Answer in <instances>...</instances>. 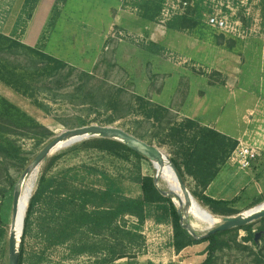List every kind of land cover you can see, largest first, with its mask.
Segmentation results:
<instances>
[{
  "label": "rangeland",
  "instance_id": "obj_1",
  "mask_svg": "<svg viewBox=\"0 0 264 264\" xmlns=\"http://www.w3.org/2000/svg\"><path fill=\"white\" fill-rule=\"evenodd\" d=\"M58 2L39 0L34 19L27 23L22 33L18 26L15 36L30 46L46 40V53L75 67L78 72L91 73L98 82L105 81L114 89H123L126 100L137 95L166 108L172 126L195 121L200 127L227 133L229 137L224 136L236 143L232 152L239 145H245L257 153L251 169L243 171L230 162L231 152L224 164L218 166L215 182L205 189L185 174L184 183L193 198L187 209V220L197 235H204L208 230L194 221L195 210L206 220L209 216L215 219L216 225L212 228L227 217L213 214L198 199L201 195L227 201L228 208L236 213L228 217L257 211L264 206V199L261 200L264 194V0H166L156 22L139 16L134 7L139 0H67L46 34L52 9ZM22 3L23 0H0V31L3 34H13ZM194 7L201 23L197 30L170 31L165 27L167 20ZM210 19L223 21L225 28L210 26ZM0 96L44 126L52 134L51 140L69 130L92 125L111 126L132 136L141 135L143 142L158 148L168 159L174 157L175 147L170 142L163 144L165 134L160 133V124L148 123L140 114H129L107 124L110 110L92 112L88 107L61 100L55 104L44 102L48 105L45 112L2 84ZM39 100L44 99L41 96ZM80 143L53 151L44 162L46 164L42 163L23 184L17 226V231L23 234L18 249V255L23 251V264H37L39 259H43L41 264H99L104 257L100 254L94 257L75 255L80 237L46 250L48 238L43 230L60 219L55 199L50 198L49 190H44L48 181H67L77 188L102 190L113 184L125 196L138 198L141 190L137 178L140 175L155 177L160 168L156 162L122 160L106 152L74 147ZM19 144L26 157L43 148L35 149L33 142L27 140ZM224 167L228 169L221 173ZM23 172L9 168L0 180V190L5 191L4 197H0V220L8 228L12 222L14 189ZM230 179L234 182L226 184ZM159 184L182 197L174 174L165 162L161 164ZM231 190L234 193L230 197ZM219 192H223V199L218 198ZM154 216V211L150 210L141 229L145 246L136 264H201L207 258V243L187 247L179 256L174 250V255L170 222L158 224ZM250 225L255 235L257 229L264 227V220ZM246 236L244 230L221 236L219 241L224 246L215 254V264H255L253 254L264 248V238L258 240L256 246L253 241H245ZM2 264H8V259ZM114 264H127V261Z\"/></svg>",
  "mask_w": 264,
  "mask_h": 264
},
{
  "label": "trees",
  "instance_id": "obj_2",
  "mask_svg": "<svg viewBox=\"0 0 264 264\" xmlns=\"http://www.w3.org/2000/svg\"><path fill=\"white\" fill-rule=\"evenodd\" d=\"M58 1L52 9L46 34L54 26L55 19L67 2ZM139 2L134 5L139 16L146 21L156 22L166 0ZM38 3L39 0H23L13 34L5 35L0 31V84L30 100L38 109L45 112L48 105L44 102L55 104L66 100L77 106L88 107L91 111L110 110L112 113L107 124H112L129 114H140L148 123L157 122L160 124V133L165 134L163 144L170 142L171 146L175 147L174 157L169 160L182 181L184 182V176L187 174L193 177L202 189L209 186L219 172L218 166L224 164L236 143L213 129L200 127L195 121L188 120L172 126L166 108L137 95L126 100L123 89H114L106 85L105 81L98 82L91 73L78 72L75 67L46 53V40L36 46L24 44L15 36L16 30L21 26L20 32H23L27 23L31 21ZM198 16L195 7L188 8L183 15H175L167 20L165 27L170 31L197 30L201 24ZM41 96L45 101L39 100ZM84 124L82 122L83 126ZM51 137L52 134L44 126L0 96V180L9 168H17L19 173L24 171L39 152L26 157L19 142L32 141L34 148L37 149L44 147L45 142H49ZM135 137L144 140L141 135ZM74 147L106 152L122 160L133 158L139 162L148 161L112 139L91 138ZM52 161L47 166H50ZM45 168L46 165L43 167V173ZM136 182L141 190L138 198L125 196L113 184L102 190L77 188L67 181H48L44 190H49L50 198L55 199L56 214L60 215V219L55 225H47L43 230L44 236L48 238L46 250L80 237L81 242L74 251L75 255L89 254L94 257L100 254L104 257L100 259L99 264H114L120 260H126L127 264H136V258L145 246L141 229L150 216V210L155 213L156 223L170 222L173 229L172 247L176 253L190 246L207 243L208 255L201 264H215L214 256L224 246V243L219 241L223 235L244 230L247 232L245 241L254 240L251 225L216 233L201 241L194 240L181 227L177 207L170 198L162 196L157 190L154 177L140 175ZM13 185L14 183L11 184ZM23 188L22 185L21 190ZM160 188L166 191L162 186ZM4 193V190H0L1 198L4 197ZM36 199L38 198H34ZM198 199L213 214L227 217L236 214L228 208L227 201H215L204 195ZM34 200L28 201L26 205L23 226L29 202L33 205ZM207 221L212 227L216 225L212 218L208 217ZM8 233V226L0 220V264L7 259ZM20 235L22 237L23 234L17 231L18 239L21 238ZM253 257L255 264H264V248L260 249L258 254H253ZM42 262L43 259H39L37 264ZM18 264H23L22 250Z\"/></svg>",
  "mask_w": 264,
  "mask_h": 264
},
{
  "label": "water",
  "instance_id": "obj_3",
  "mask_svg": "<svg viewBox=\"0 0 264 264\" xmlns=\"http://www.w3.org/2000/svg\"><path fill=\"white\" fill-rule=\"evenodd\" d=\"M91 138L112 139V140H115V141H118L124 144L125 146L132 149L136 153L145 157L150 162H153V163L157 162L160 165L162 164V162L167 163L172 173L174 174V177L180 187L179 190L181 192L182 197H179L173 194L172 191L170 190L163 191L160 188L159 181L161 179V174H160V171L158 170L156 171V175L154 177V184L162 196L170 198L171 201L174 196L178 198V205L175 204L173 201L172 202L175 206H177V212L179 214L180 225L184 230H186L189 233V235L194 240L201 241L203 239H206L210 235L229 231L232 229L242 228V227H245L246 225H249V224H252L254 222L264 219V206H262L257 211L250 210L236 217H225L222 219V223L219 226L209 229L208 232L204 235H197L192 225H190V223L187 220L188 218L187 209L190 206V202L193 201V198L191 197L189 191L187 190L185 186V183L182 181L181 177L179 176L178 172L171 164L168 157H166L163 154V152L160 151L155 146L149 145L141 141L140 139L128 134L122 129L111 127V126L92 125L88 127H82V128H78L74 130L65 131L57 135L37 153L33 161L26 167L24 172L21 174L17 182V185L14 189L13 215H12L11 225L9 226V233H8V238H7L8 264H18V260H19L18 249H19L20 238L19 239L17 238L16 231H17V226H18V221H19V220L17 221V219H18V215H19V212L21 209V203H22L21 195H20L22 185L30 177L32 173H34L35 171H38L40 165L47 160L48 156L53 151L67 148L76 143H79V142H82V141H85ZM184 207L186 209L185 211H182ZM213 221H215V219H213ZM20 227H21V224H20Z\"/></svg>",
  "mask_w": 264,
  "mask_h": 264
},
{
  "label": "built area",
  "instance_id": "obj_4",
  "mask_svg": "<svg viewBox=\"0 0 264 264\" xmlns=\"http://www.w3.org/2000/svg\"><path fill=\"white\" fill-rule=\"evenodd\" d=\"M210 26L223 30L225 23L216 19H210ZM257 153L249 146H240L232 152L230 162L236 165L240 170H250L252 164L257 160Z\"/></svg>",
  "mask_w": 264,
  "mask_h": 264
},
{
  "label": "bare ground",
  "instance_id": "obj_5",
  "mask_svg": "<svg viewBox=\"0 0 264 264\" xmlns=\"http://www.w3.org/2000/svg\"><path fill=\"white\" fill-rule=\"evenodd\" d=\"M156 164L160 167L159 169H158V171H160V174H161V165L159 164V163H157L156 162ZM33 174V173H32ZM31 174V175H32ZM30 175V176H31ZM29 179V178H28ZM168 182L170 183V181L168 180ZM173 194H175L174 192H172ZM176 195V194H175ZM174 197H176V196H174ZM178 198L176 197V200H174L173 201V199H172V201L173 202H175V203H178ZM192 215V214H191ZM193 219H194V221L197 223V225L198 226H202V227H204L206 230H209V229H212V226H211V224L209 223V222H207V220L206 219H204L203 217H202V215H200L198 212H196V210L193 212ZM17 221H18V219H17ZM193 228H194V226H192ZM17 232V231H16Z\"/></svg>",
  "mask_w": 264,
  "mask_h": 264
},
{
  "label": "crops",
  "instance_id": "obj_6",
  "mask_svg": "<svg viewBox=\"0 0 264 264\" xmlns=\"http://www.w3.org/2000/svg\"><path fill=\"white\" fill-rule=\"evenodd\" d=\"M37 8H39V5H38V7ZM35 13V12H34ZM36 14V13H35ZM35 14H33V17H32V20L34 19V17H35ZM28 46H30V45H28ZM32 46V45H31ZM207 127V126H206ZM216 132H219V133H222L223 135H226V136H228L229 137V135L227 134V133H224V132H221V131H218V130H216V129H214ZM226 169H228V167H224V170H222L221 171V173L223 172V171H225ZM220 173V174H221ZM216 180V179H215ZM215 181H213L211 184H213ZM234 182V179H230V180H228L227 181V183L226 184H232ZM212 185H210V187H211ZM232 192H230L228 195L231 197L232 195H233V193H234V190H231ZM223 192H219V197L218 198H224L221 194H222ZM209 198L210 199H213V200H215L214 198V196L213 197H210L209 196ZM193 247H195V246H192V247H190V248H193ZM189 247H188V249H190ZM187 249V248H186ZM171 250H172V253L175 255L176 253L174 252V249H173V247H171ZM183 252H185V249L183 250V251H181L180 253H178V254H176V255H181V253H183Z\"/></svg>",
  "mask_w": 264,
  "mask_h": 264
},
{
  "label": "flooded vegetation",
  "instance_id": "obj_7",
  "mask_svg": "<svg viewBox=\"0 0 264 264\" xmlns=\"http://www.w3.org/2000/svg\"><path fill=\"white\" fill-rule=\"evenodd\" d=\"M258 222V221H257ZM260 223V222H259ZM261 224V223H260ZM250 225V224H249ZM246 226H248V225H246ZM256 233H255V235H254V240H253V243H257L258 242V240H260V239H262V238H264V229H257L256 231H255ZM258 235V236H257Z\"/></svg>",
  "mask_w": 264,
  "mask_h": 264
}]
</instances>
